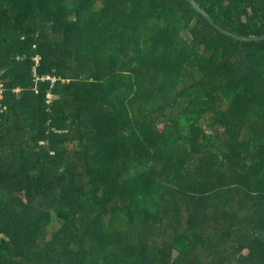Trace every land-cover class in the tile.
<instances>
[{
	"label": "trees",
	"instance_id": "16d2710c",
	"mask_svg": "<svg viewBox=\"0 0 264 264\" xmlns=\"http://www.w3.org/2000/svg\"><path fill=\"white\" fill-rule=\"evenodd\" d=\"M195 1L231 34L188 0H0V264H264V41L234 37L264 36V0ZM236 120L214 177L171 160ZM108 130L142 135L111 167Z\"/></svg>",
	"mask_w": 264,
	"mask_h": 264
},
{
	"label": "rangeland",
	"instance_id": "374dc122",
	"mask_svg": "<svg viewBox=\"0 0 264 264\" xmlns=\"http://www.w3.org/2000/svg\"><path fill=\"white\" fill-rule=\"evenodd\" d=\"M191 37L188 36L187 38H184L183 42L186 43V44H184V46L185 45L189 46V42L192 40ZM232 62L234 64H238L239 59L238 58L232 59ZM195 67L196 66L193 62H189L187 65H185V68H183L181 70V72L186 75L189 70H191ZM172 70H175V68L173 67ZM155 119H156V117H155ZM160 121H155V126H158L160 124ZM235 123L236 124L234 126H231V129H233V130H228L227 127L225 128L224 126L211 127V125L208 124L207 121L202 122L200 125V130H198V134H199L198 137H202V134L204 132H207L208 134H213L215 136V140H214V142H212V144L214 145L213 148L208 149V150H203V151H200V150L197 151V150H195L196 148H198L197 145L196 146L195 145L184 146L185 148H182V150H179V151L176 150V151L171 153L172 154L171 155L172 157L170 156L171 160L174 161L175 159H183V161L186 163V165H189V167H191L193 170H196L198 168H202L203 165H206L208 167V169H207L206 173L204 174V177H206L208 179H210L211 177H214L216 174V171L211 169L210 165L214 164L220 160L221 154L219 153V151L217 149L218 148H224V149H226V152L230 151V148L236 149L239 146L238 145L239 143L236 140L240 138L241 134L243 136V132H244V134H246V131H244V130H249L248 128H244L241 125V123H243V121L236 120ZM240 130H243V132H241ZM255 130H261V132L264 133V118H261L260 124H258V126L255 128ZM228 132H231L234 135L233 136V139L235 140L234 142L230 141L229 138H227L226 133H228ZM107 133H108V136H109L108 138H109L110 142L107 141V144H108L107 148H106L107 151L105 152V150H103L101 147V152L104 154L107 153L110 157H106V155H101V157H103L100 160L101 162L96 160V164L101 165V166L107 165L108 167H111L112 164H115V165L117 163L119 164V162L122 161L123 156H124V154H122V153L124 151L120 152L121 148H124L125 150H127L129 148H133V147H131L133 145H139L140 138L142 137V135L140 134L141 133L140 130H122V131H120V133H116V132H114V130H108ZM125 137H127L128 139H126ZM104 140H107V139H104ZM200 140L202 141L201 138H200ZM103 144H106V143H103ZM111 152H114V153H111ZM171 170L168 171L170 173H165V175L168 174V175L172 176L174 173H176L175 168H173ZM114 178H115L114 175L108 174L107 176L103 177V183L106 185H109L114 181ZM237 184H238V181L231 182V184L229 185L230 186L229 189L231 190L232 185L236 187ZM242 185L244 188L243 191H245V193L250 191V189H249L250 185L243 183V180H242ZM262 191L264 192V189ZM260 193L261 192L256 191V193L251 196L252 200H254L255 196L259 195ZM262 195L264 196V193H262ZM123 196H122V193H120L117 197H114V199L112 201H110L111 204H113L115 201L121 202ZM235 201H237V197L234 198V202ZM261 201L263 202L262 205H264L263 199ZM207 204H208V207L210 209V212L213 211L214 218L218 219L219 222L221 221V217H222L223 213H227V214H225V220L228 218V216L230 218L233 214L232 208L229 205H227L225 207L221 206V204L219 203L216 196L209 194V199H207ZM171 216H172V214H171ZM255 219L256 218H255L254 213L247 214L245 216V218L242 219V221H243L242 223L248 224V226H252V223L255 224V221H254ZM219 226H221V229L223 228V226L221 224H219ZM241 237H243V236H241ZM149 238H150L149 240L142 241L143 246H148L147 243L151 244L152 241L156 242V244H158L157 247H159V248H162L165 246L163 239H162L163 237H161L159 234L158 235L156 234L154 236H150ZM199 252H201V250ZM148 254H149L148 252L145 253L144 259L139 260V264H146L145 262L147 260ZM173 255H175V257H176V253H173ZM218 257L219 256H217V258ZM153 264H155V263H153ZM156 264H158V263H156Z\"/></svg>",
	"mask_w": 264,
	"mask_h": 264
},
{
	"label": "water",
	"instance_id": "95a60500",
	"mask_svg": "<svg viewBox=\"0 0 264 264\" xmlns=\"http://www.w3.org/2000/svg\"><path fill=\"white\" fill-rule=\"evenodd\" d=\"M196 10H198L200 13H202L205 18H207V20L220 32L226 34V35H230L231 33H229L228 31H226L224 28H222L221 26L217 25L212 18L205 12L203 11L199 5L196 3L195 0H188ZM236 39L240 40V41H244V42H253V41H264V36H259V37H240V36H234Z\"/></svg>",
	"mask_w": 264,
	"mask_h": 264
}]
</instances>
